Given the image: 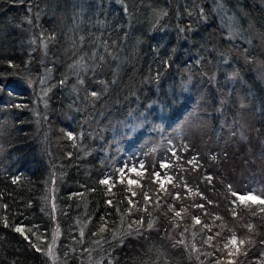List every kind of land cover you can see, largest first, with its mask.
<instances>
[{
	"label": "trees",
	"instance_id": "1",
	"mask_svg": "<svg viewBox=\"0 0 264 264\" xmlns=\"http://www.w3.org/2000/svg\"><path fill=\"white\" fill-rule=\"evenodd\" d=\"M252 193L264 0H0V264H264Z\"/></svg>",
	"mask_w": 264,
	"mask_h": 264
},
{
	"label": "rangeland",
	"instance_id": "2",
	"mask_svg": "<svg viewBox=\"0 0 264 264\" xmlns=\"http://www.w3.org/2000/svg\"><path fill=\"white\" fill-rule=\"evenodd\" d=\"M136 169H137L136 166H131L130 171H136ZM166 180H168V177H165V178L161 177L162 184H164ZM241 201H246V202H251V203H256V202L264 203V199L260 197L259 194H256V193H252L247 196L241 197Z\"/></svg>",
	"mask_w": 264,
	"mask_h": 264
},
{
	"label": "snow or ice",
	"instance_id": "3",
	"mask_svg": "<svg viewBox=\"0 0 264 264\" xmlns=\"http://www.w3.org/2000/svg\"><path fill=\"white\" fill-rule=\"evenodd\" d=\"M19 230V229H18Z\"/></svg>",
	"mask_w": 264,
	"mask_h": 264
}]
</instances>
